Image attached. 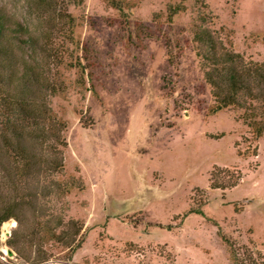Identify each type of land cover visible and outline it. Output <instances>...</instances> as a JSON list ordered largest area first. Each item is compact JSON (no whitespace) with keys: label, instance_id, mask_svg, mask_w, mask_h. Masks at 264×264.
<instances>
[{"label":"rangeland","instance_id":"1","mask_svg":"<svg viewBox=\"0 0 264 264\" xmlns=\"http://www.w3.org/2000/svg\"><path fill=\"white\" fill-rule=\"evenodd\" d=\"M137 1L124 16L103 0H57L58 16L0 0L48 50L36 61L62 89L43 95L65 145L62 168L40 177V220L82 224L69 246L44 243L39 264H232L230 250L264 264V131L254 137L239 107L209 111L192 40L199 10L221 51L263 61L264 0H186L170 22L180 0ZM16 228L0 226V263L27 264L6 244ZM20 246L32 255L29 239Z\"/></svg>","mask_w":264,"mask_h":264},{"label":"trees","instance_id":"2","mask_svg":"<svg viewBox=\"0 0 264 264\" xmlns=\"http://www.w3.org/2000/svg\"><path fill=\"white\" fill-rule=\"evenodd\" d=\"M32 1L41 11H54L52 14L60 16L57 0ZM69 1L77 3L81 0ZM185 1L168 5V22L174 14L186 9ZM200 1L195 0L197 9ZM103 2L127 16V11L138 1ZM52 14L47 18L49 23ZM62 15L71 22L69 15ZM196 18L199 24L195 25L192 40L198 46L196 53L201 57L203 79L210 86L213 104L209 111L215 113L231 106L243 109L241 119L258 138L264 131V60L246 62L236 52L221 51L218 40L205 26L207 15L198 10ZM37 52L45 58L49 53L26 26L0 8V226L11 218L17 221L16 231L9 235L6 244L27 264L46 260L42 249L44 243L69 246L82 228V224L73 219L64 227L58 218L40 220L43 207L37 199L48 194L50 187L42 184L40 177L62 168L60 147L65 145V140L61 131L65 125L43 97L44 94L56 95L62 89L59 82L46 77V66L36 61ZM72 66L83 70L78 59ZM50 183L56 187L59 185L54 180ZM70 186L71 183L58 189L67 192ZM25 239H29L32 255H26L20 249V242ZM230 256L232 264H247L238 260L232 250Z\"/></svg>","mask_w":264,"mask_h":264},{"label":"bare ground","instance_id":"3","mask_svg":"<svg viewBox=\"0 0 264 264\" xmlns=\"http://www.w3.org/2000/svg\"><path fill=\"white\" fill-rule=\"evenodd\" d=\"M8 226H9V224H8V223H5V224L3 225V227H2V230H3V231H4V230H7Z\"/></svg>","mask_w":264,"mask_h":264}]
</instances>
